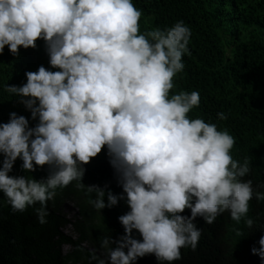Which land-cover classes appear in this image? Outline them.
<instances>
[{
  "label": "clouds",
  "instance_id": "9594fccd",
  "mask_svg": "<svg viewBox=\"0 0 264 264\" xmlns=\"http://www.w3.org/2000/svg\"><path fill=\"white\" fill-rule=\"evenodd\" d=\"M141 15L132 0H0V54L7 46L16 55L42 39L49 56L25 73L24 85L5 87L39 122L29 128L24 116L11 113L0 124V193L13 212L38 203L44 225L56 190L81 181L82 165L107 146L130 211L119 217L124 235L104 237L105 257L93 255L89 264H135L148 254L172 264L180 249H197V217L209 225L223 220L231 256L241 248L264 262V157L238 153L232 135L195 115L199 93L172 80L190 54V27L178 21L138 34ZM18 158L25 172L45 165L52 172L43 181L10 176ZM87 190L98 211L125 198ZM185 209L190 216L181 215Z\"/></svg>",
  "mask_w": 264,
  "mask_h": 264
},
{
  "label": "trees",
  "instance_id": "16d2710c",
  "mask_svg": "<svg viewBox=\"0 0 264 264\" xmlns=\"http://www.w3.org/2000/svg\"><path fill=\"white\" fill-rule=\"evenodd\" d=\"M132 3L142 13L138 34H146L157 27L170 28L178 21L190 27V54L182 57L185 68L172 80L179 87L183 85L182 90L187 93H199L200 107L195 115L200 114L206 123L215 124L219 131L232 135L233 148L238 153H250L255 160L263 158L264 0H132ZM35 44V48H20L16 55L5 46L0 54V124L7 123L11 113L24 116L29 128L39 122L38 117L32 119L31 111L20 97L5 91L7 85H24L27 82L25 73L33 72L44 57H49L45 41L38 39ZM46 69L59 71L50 65ZM220 112L227 118L218 119ZM3 160L0 154V167ZM110 160L107 146L102 147L97 156L82 165L81 181H72L57 189L56 196L47 202L49 215L44 225L38 222L34 211L38 203L23 213L13 212L7 198L0 193V264H89L93 255L104 258L102 239L109 237L115 241L123 236L119 217L130 211L119 174ZM22 163L18 158L9 175L43 181L52 172L48 165L35 166L34 171L25 172ZM92 186L125 198L110 209L98 211L92 204L95 193L87 190ZM66 201L78 211L77 219L71 224L75 239L62 233L69 224L61 213V205ZM258 210L263 212L260 204ZM181 215L190 216V211L185 209ZM193 222L201 230L198 247L195 251L180 249L181 259L172 264H264L259 257L251 258L249 252L241 248L237 249L239 256L230 255V242L222 237L223 220L209 225L197 217ZM244 226L247 233L249 228ZM132 237L142 240L135 230ZM85 243L93 247V252L84 246ZM64 245L71 248L65 255L61 252ZM100 252H104V257ZM91 264L96 262L93 260ZM135 264L160 262L148 254L137 258Z\"/></svg>",
  "mask_w": 264,
  "mask_h": 264
},
{
  "label": "rangeland",
  "instance_id": "374dc122",
  "mask_svg": "<svg viewBox=\"0 0 264 264\" xmlns=\"http://www.w3.org/2000/svg\"><path fill=\"white\" fill-rule=\"evenodd\" d=\"M61 213L63 214L64 217H66V219L69 221V222H74L77 218V209L76 207L66 201V202H63V204L61 205ZM62 233L68 237H71L73 239H75L76 235L73 231V228L72 226L70 225H67L63 230H62ZM89 249L93 250L92 246H88ZM70 251V248H68L67 246H64L62 248V252L63 254H66Z\"/></svg>",
  "mask_w": 264,
  "mask_h": 264
},
{
  "label": "bare ground",
  "instance_id": "6f19581e",
  "mask_svg": "<svg viewBox=\"0 0 264 264\" xmlns=\"http://www.w3.org/2000/svg\"><path fill=\"white\" fill-rule=\"evenodd\" d=\"M39 64H40V62H39ZM242 222V221H241Z\"/></svg>",
  "mask_w": 264,
  "mask_h": 264
}]
</instances>
